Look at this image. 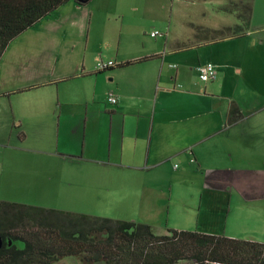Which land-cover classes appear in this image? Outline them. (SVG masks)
<instances>
[{
  "label": "crops",
  "instance_id": "1",
  "mask_svg": "<svg viewBox=\"0 0 264 264\" xmlns=\"http://www.w3.org/2000/svg\"><path fill=\"white\" fill-rule=\"evenodd\" d=\"M112 11L110 0H70L32 27L74 37L71 48L16 42L26 29L0 57V145L25 152L15 154V185L51 194L74 173L125 178V220L156 234L175 228L264 243V23L186 48L178 42L193 36L162 50L142 42L122 52L119 41L97 58L89 38ZM99 59L115 65L100 70ZM209 61L216 73L204 81L199 67ZM232 99L244 117L228 125Z\"/></svg>",
  "mask_w": 264,
  "mask_h": 264
},
{
  "label": "trees",
  "instance_id": "2",
  "mask_svg": "<svg viewBox=\"0 0 264 264\" xmlns=\"http://www.w3.org/2000/svg\"><path fill=\"white\" fill-rule=\"evenodd\" d=\"M68 1L0 0V57L19 34ZM73 1L85 4L89 0ZM253 2L227 0L220 9L234 13L237 23L218 28L195 25L193 39L178 44L186 48L196 42L246 35ZM149 58L127 60L121 65ZM243 117L232 99L227 124ZM0 235V264H52L66 256L81 257L84 264H264V243L257 240L175 228L156 234L143 222L4 199H0Z\"/></svg>",
  "mask_w": 264,
  "mask_h": 264
},
{
  "label": "rangeland",
  "instance_id": "3",
  "mask_svg": "<svg viewBox=\"0 0 264 264\" xmlns=\"http://www.w3.org/2000/svg\"><path fill=\"white\" fill-rule=\"evenodd\" d=\"M227 0H110L111 18L108 23L99 27L96 34L89 38L91 50H95L97 58L111 43L114 48L120 41L121 51L124 47L136 43L141 46L152 44L161 46V50L173 38L186 39L193 36L195 25L218 28L223 25H232L238 22L234 13L223 12L220 6ZM253 16L249 29L255 23H264V0H254ZM108 24V25H107ZM107 25V26H106ZM49 28L52 25H47ZM104 27V29H103ZM103 29V30H102ZM153 30L161 31L155 38L150 35ZM17 39V38H16ZM15 39V40H16ZM81 41L84 43L85 34ZM14 40V41H15ZM74 37L70 38L62 32L52 38L39 35L35 27L29 28L16 42H53L63 48H71ZM167 42V44H168ZM105 46V48L103 47ZM104 48V49H103ZM169 50V48H168ZM57 54V52H55ZM51 54V59L57 60L56 54ZM63 51L62 54H68ZM178 62V60H175ZM25 153L16 148L0 145V161H6L3 170H0V198L16 201L17 198L38 200L40 206L55 208L72 212H81L91 215L123 219L127 208V184L125 178H120L116 183H109L105 179L87 174L78 177L74 173L68 182L51 194L40 193L32 190L22 191L15 185L14 166L15 154ZM37 166V165H36ZM10 169V171H8ZM40 169V168H38ZM21 202V201H16ZM25 203V202H23ZM31 204V203H28ZM38 205V203L36 204ZM22 245V243H19ZM190 262V261H187ZM52 264H84L81 257L66 256Z\"/></svg>",
  "mask_w": 264,
  "mask_h": 264
},
{
  "label": "built area",
  "instance_id": "4",
  "mask_svg": "<svg viewBox=\"0 0 264 264\" xmlns=\"http://www.w3.org/2000/svg\"><path fill=\"white\" fill-rule=\"evenodd\" d=\"M161 34V31L159 30H153L150 32V35L153 37H156L157 35ZM115 65V62L113 60L103 61L102 59H99L96 63V66L98 69H106L111 66ZM172 66H175L172 65ZM216 73V67L215 64L211 61L206 62L199 67V76L202 80L208 81L210 79H213ZM109 100L114 103L117 101L116 97L114 95L109 96Z\"/></svg>",
  "mask_w": 264,
  "mask_h": 264
},
{
  "label": "water",
  "instance_id": "5",
  "mask_svg": "<svg viewBox=\"0 0 264 264\" xmlns=\"http://www.w3.org/2000/svg\"><path fill=\"white\" fill-rule=\"evenodd\" d=\"M10 242V241H9ZM2 243H3V238L1 237V235H0V246L2 245Z\"/></svg>",
  "mask_w": 264,
  "mask_h": 264
}]
</instances>
